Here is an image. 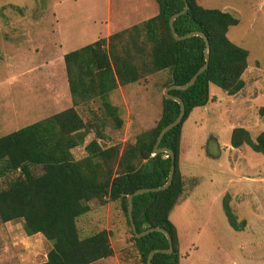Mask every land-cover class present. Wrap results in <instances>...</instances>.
<instances>
[{
  "label": "trees",
  "instance_id": "obj_1",
  "mask_svg": "<svg viewBox=\"0 0 264 264\" xmlns=\"http://www.w3.org/2000/svg\"><path fill=\"white\" fill-rule=\"evenodd\" d=\"M156 1L157 15L64 55L71 107L0 137V220L6 223L22 219L27 235L41 233L52 242L47 259L40 264H92L113 256L109 230L85 237L80 233L77 220L90 210L88 203L93 199L103 204L120 201L131 227L128 195L167 182L172 157L168 153L153 155V149L161 130L178 117L177 101L164 96L160 119L134 141L104 146L100 139L107 138L103 125L108 118L116 129L124 125L119 108L110 99L119 86L163 71L168 73L167 87L186 84L205 64V40L201 36L176 40L169 25L171 16L183 10L187 1L189 9L176 18L175 30L180 36L195 30L208 36L209 67L188 89L170 91L182 98L186 108L183 121L167 132L160 144L175 155L172 184L165 190L133 197L137 231L162 227L173 240L172 252L156 253L152 264H180L179 234L170 216L186 191L180 169L183 125L196 108L209 103L211 84L231 96L244 89L249 51L228 35L230 28L240 23L236 15L205 8L197 0ZM96 99L102 103L98 107L103 114L101 124L96 119L86 122L78 110ZM92 132L95 137L85 145V156L77 159L73 150L84 145ZM231 145H248L264 155V130L254 138L247 128L234 127ZM38 167L42 168L40 174L36 173ZM229 199L227 193L225 214L234 229L242 230L246 221L237 220ZM130 231L142 264H147L152 250L170 247L163 232L138 238L132 227Z\"/></svg>",
  "mask_w": 264,
  "mask_h": 264
},
{
  "label": "rangeland",
  "instance_id": "obj_2",
  "mask_svg": "<svg viewBox=\"0 0 264 264\" xmlns=\"http://www.w3.org/2000/svg\"><path fill=\"white\" fill-rule=\"evenodd\" d=\"M197 1L205 8L227 11L239 18L240 23L231 27L228 35L236 45L247 49L249 56L243 74L244 89L231 96L211 84L209 103L196 108L183 125L181 158L186 191L171 213L181 241L180 264H264V155L248 145L240 148L231 145L234 127L247 128L254 138L264 130V0ZM158 12L156 0H0V137L73 104L72 99L69 104L62 98L60 104H49L45 111L33 104L34 93L39 97L48 93L49 82L45 78L52 79V74L61 82L66 78L62 69L64 60L60 65L45 64L18 77L16 84H10L13 73L31 67L22 66L26 45L21 25H34L38 21L46 28L39 33L45 42L48 37L58 40L60 34V51L67 53L133 27ZM110 24L112 30L106 31ZM6 51L14 53L11 59L5 56ZM38 55L51 62L47 54ZM167 76V72H158L136 83L119 86L111 94L124 125L116 129L108 118L103 125L107 138L100 139L102 145L118 142L124 145L156 125L163 109ZM25 83L30 85L25 87ZM6 91L8 99L14 97V106L19 102L22 108V103L29 100L36 113L12 121L4 119L11 114L10 110L2 109L8 101ZM49 101L48 95L46 103ZM101 105L96 99L78 110L86 122L96 119L101 124L103 114L98 109ZM94 137L93 132L89 133L85 144L73 150L76 158L85 156V145ZM41 172L42 168L38 167L36 173ZM227 193L237 220L246 221L242 230L234 229L225 214ZM92 201L93 213H85L77 220L80 233L85 237L107 229L114 249L113 256L92 264H142L120 201L105 204L99 199ZM23 226L22 219L6 223L0 220V264H40L47 259L52 242L41 233L27 235Z\"/></svg>",
  "mask_w": 264,
  "mask_h": 264
},
{
  "label": "crops",
  "instance_id": "obj_3",
  "mask_svg": "<svg viewBox=\"0 0 264 264\" xmlns=\"http://www.w3.org/2000/svg\"><path fill=\"white\" fill-rule=\"evenodd\" d=\"M37 22L38 21H36L34 25L29 23V24H23V25L20 26V30L22 32L21 34L25 38L24 42H25V45H26V47L24 48L26 52L23 54V57L21 58V60H23V62H24V63H22V66H31V67L30 68L23 67V68H20L19 71H17L16 73H13V76L10 77V79H11L10 84H12V85L17 83V78L18 77H21V76H23L25 74H28V73L34 72L36 70H39L45 64L51 63L53 65V63L55 64L56 62H58L56 64L60 65L59 63L61 62V60H64V55L66 53L64 51H60V49L62 47L61 35L58 34V40H54V39L50 40V37H48L47 38L48 42H45L43 37L39 36V33H41V31H44V29H46V28L42 27ZM109 30H112L111 29V24H110V26H108V28H106V31H109ZM58 33H60V29H58ZM45 43H48V44L46 45ZM4 45H5V42L2 44V46H4ZM21 45H23V44H21ZM41 52H43L44 54H47L48 55L47 58L51 62H47L45 58H43L42 56H39L38 54L41 53ZM13 54L14 53H9V52L6 51L5 56L8 59H11L13 57ZM57 57H58V59H57ZM40 59H43V60L40 61ZM62 69H64V71H66L65 62H64V65H63ZM45 79L49 82V86H48V89H47L48 90L47 95L45 96L43 94L42 97H39L37 92L33 94V97L36 99V100L33 101V104L37 108L40 109V108L43 107L42 111H45V108L49 104L51 106L53 104H60L61 101H62V98H64L65 101H67V102H69V104H71L72 97H71L70 90H69L67 72H66V78H64L62 82L57 79V76H56V79H55L54 74H52V79H47V78H45ZM28 85H30V84L25 83V87L28 86ZM43 87L44 86H42L41 89H43ZM29 88H31L33 91H35L33 86H30ZM4 95L8 99V97H9L8 91H6V94L4 92ZM48 95H49V98L51 99V101L46 103V98L48 99ZM26 97H27V94H26ZM12 98H14V97L11 95V99H8V101H6V103H4L5 107L2 108L4 110V112H7V111L9 112V110H10L9 113H11L9 115H5L4 119H9L10 118V121H12L13 119L14 120L22 119V115H26L28 117V116L32 115V113H34V112L36 113V111L33 110V108H32V101L27 100V102L22 103L23 107L20 108L19 102H17L18 104L14 106L16 101H13ZM14 112L16 113V116L12 115V113H14ZM55 112H57V111H55ZM41 114L39 116H41ZM39 116L36 117L35 120L37 118H39ZM184 126H185V124H184ZM184 126H183V136H182V139H181V148L183 147V142H184V139H183L184 138ZM79 158L80 157H78L77 159H79ZM180 162H181V166L180 167L182 169L181 171L183 172V168H182L183 158H181ZM92 203H93L92 200L88 203L89 206H90V210L87 213H93L95 207L91 206ZM90 217H91V219H93V216L90 215ZM170 218H171V216H170ZM180 250H181V241H180ZM181 255H182V253H181Z\"/></svg>",
  "mask_w": 264,
  "mask_h": 264
},
{
  "label": "water",
  "instance_id": "obj_4",
  "mask_svg": "<svg viewBox=\"0 0 264 264\" xmlns=\"http://www.w3.org/2000/svg\"><path fill=\"white\" fill-rule=\"evenodd\" d=\"M188 9H189V4L186 1L184 9L179 11V12L174 13L171 16V18L169 20V25H170L172 34L176 40H182V39H186V38H189L192 36H201L205 40V48H204L205 64L194 74V76L191 78V80L189 82H187L186 84H181V85L180 84H173V85L168 86L165 90V94H166L165 97L167 99L175 100L180 104V113L174 121H172L167 126H165L161 130V132L159 133L156 144H155L154 149H153V155H158L160 153H168L169 155H171L172 164L170 167L169 177H168L167 182L165 184H163L162 186L151 187V188H141V189L136 190L134 193L128 195V215H129V219L131 222L132 230L134 231L136 237L141 238V237H143V236H145L151 232L160 231L166 235L168 242H169V246H170L169 249H154V250H152L147 257V264H152L153 256L158 252H163V253L172 252L173 240H172L170 233L162 227H150V228H148L142 232L137 231L136 224H135L134 218H133V197L135 195H139V194H143V193L157 192V191L165 190L172 184L173 178H174V171H175V155L171 149H169L167 147H160V144L162 142L163 137L166 135V133L169 132L171 129H173L174 127H176L178 124H180L183 121L185 113H186V108H185V104H184V101L182 100V98L170 94V91L173 89L186 90L189 87H191L192 85H194L196 83L199 75L201 73H203L209 67L210 57H211V45H210L209 38L205 33H203L202 31H198V30L191 31V32H189L185 35H182V36H180L176 33L174 22H175L176 18H178L180 15L186 13L188 11Z\"/></svg>",
  "mask_w": 264,
  "mask_h": 264
}]
</instances>
